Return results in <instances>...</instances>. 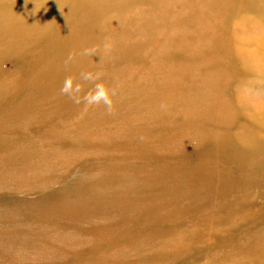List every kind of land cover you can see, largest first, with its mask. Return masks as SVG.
Returning a JSON list of instances; mask_svg holds the SVG:
<instances>
[{"label": "rangeland", "instance_id": "374dc122", "mask_svg": "<svg viewBox=\"0 0 264 264\" xmlns=\"http://www.w3.org/2000/svg\"><path fill=\"white\" fill-rule=\"evenodd\" d=\"M263 55L264 0H0V264H264Z\"/></svg>", "mask_w": 264, "mask_h": 264}, {"label": "clouds", "instance_id": "9594fccd", "mask_svg": "<svg viewBox=\"0 0 264 264\" xmlns=\"http://www.w3.org/2000/svg\"><path fill=\"white\" fill-rule=\"evenodd\" d=\"M96 48H85L83 55H94ZM74 59L73 54H69L65 64L67 65ZM80 80L92 85L87 91H84L82 83L77 81L73 76H65L60 94L67 96L75 104L84 103L88 106H100L105 109L106 114L112 115L115 110L114 97L117 95L115 88L109 87L102 80V74L99 72H82Z\"/></svg>", "mask_w": 264, "mask_h": 264}, {"label": "bare ground", "instance_id": "6f19581e", "mask_svg": "<svg viewBox=\"0 0 264 264\" xmlns=\"http://www.w3.org/2000/svg\"><path fill=\"white\" fill-rule=\"evenodd\" d=\"M203 56H204V54L197 61L198 62H203V61H207L208 60L207 58H205ZM246 58H247V56L244 54V58H242V59L243 60L245 59L244 62L247 65L249 61L247 62ZM213 60L214 59H210L209 62L210 61L213 62ZM251 62L253 63L254 67L256 68V71L258 72V74H260L264 78V65H263L264 64V55L262 57H260L258 60L251 61ZM198 64H199V67H200L201 64L200 63H198ZM214 67L216 69H218V70H221V65H219V64H216ZM221 71L223 72L224 70H221ZM225 76H226V74H225ZM246 90H247V87L244 84H242L241 82H240L239 86H238V84L235 85V96L238 98V101L236 99H234L235 100L234 102L238 105L239 109H242L241 104L244 107H246V108L252 109L254 107L261 106V104L264 103V93L262 95H260L261 94V92H260L257 95H253L252 93H248L247 94ZM255 102H258L259 104H256ZM182 108H185V106H183ZM261 108L263 109L264 107H261ZM257 113H258V116H255V117H257V119H258L257 120L258 126H264V113L262 114V111L261 112L258 111ZM253 132H255V129H253ZM253 138L256 139L255 136H253ZM199 142H200V140L196 139V143L198 144Z\"/></svg>", "mask_w": 264, "mask_h": 264}]
</instances>
